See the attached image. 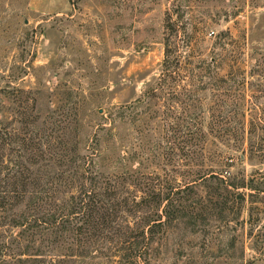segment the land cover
Returning <instances> with one entry per match:
<instances>
[{
  "label": "rangeland",
  "instance_id": "374dc122",
  "mask_svg": "<svg viewBox=\"0 0 264 264\" xmlns=\"http://www.w3.org/2000/svg\"><path fill=\"white\" fill-rule=\"evenodd\" d=\"M167 51L171 61L179 56L182 66L175 83L161 80ZM220 57L217 74L223 83L212 81L208 67ZM201 61L203 69L195 72L202 80L187 77V63L197 67ZM186 90L197 99L188 113ZM123 106L132 107L130 117L114 124L116 130L103 124ZM53 112L69 121L64 140L71 146L78 142L80 156L97 155L89 159L104 175L132 173L152 159L153 145L175 144L164 136L177 117L196 114L200 122L201 116L197 128L207 140L199 168L244 186L239 192L245 200L237 214H225L228 221L211 222L217 228H210V236L200 228L194 234L170 228L156 258L159 246L149 241V264H264V0H0V121L6 130L26 126L39 138L50 128ZM101 125L105 130L99 132ZM211 130L225 134L215 138ZM128 134L132 143L114 151V141ZM96 135L99 147L92 142ZM120 149L133 157L130 163L118 161ZM190 169L161 159L147 172L181 180ZM24 190L46 191L42 184ZM225 197L221 192L215 201ZM214 212L213 220L219 219V210ZM249 219L252 226L240 225ZM43 237L50 243L57 239ZM66 241L64 247L40 246L43 258L76 255L74 242ZM99 250L95 257H66L61 264H114L113 251Z\"/></svg>",
  "mask_w": 264,
  "mask_h": 264
},
{
  "label": "trees",
  "instance_id": "16d2710c",
  "mask_svg": "<svg viewBox=\"0 0 264 264\" xmlns=\"http://www.w3.org/2000/svg\"><path fill=\"white\" fill-rule=\"evenodd\" d=\"M178 57L171 61L170 51L166 52L161 80L169 79L175 83L179 78L177 71L182 66ZM223 62L221 57L210 60L208 67L213 69L210 75L212 81L220 78L217 70ZM199 63L202 65L197 67H192V62L187 63V77L202 80V75L195 72V69H203V62ZM171 66H175L176 70L170 71ZM220 82L223 83V78H220ZM185 93H189L185 97L190 103H183V112L188 113L197 99L196 94L187 90ZM171 94L174 98L175 94ZM131 110L129 106L114 109L107 123L103 124H110L112 130H116L114 124L128 119ZM55 115L56 112H53L47 118L50 128H46L44 136L39 138H32L26 126L22 130H6L7 127L0 121V264H61L66 257H95L103 246L108 252L113 251L114 264H149V241L156 240L159 246L154 251L156 258L170 228L188 229L193 234L200 228L210 236V228L216 227L211 222L228 221L225 214H237L239 205L245 200V195L239 192L244 186L228 182L222 173L211 168H199L202 167L201 159L207 140L203 130L197 128L201 124V116L200 122L196 114L177 117L174 127L167 129L168 135L164 136L165 141L172 137L175 144L153 145L149 148V151H154L152 159L140 162L132 173L126 170L121 174L104 175L95 170L94 160L89 159L97 155L80 156L76 152L78 142L71 146L64 140L69 121L65 117L63 120L54 118ZM102 125L98 127L99 132L105 130ZM223 134L219 130L210 131L215 138ZM43 138L44 144L41 143ZM112 138H116V135L113 134ZM96 139L97 135L92 142L99 147ZM118 139L119 142L114 141V151L121 147L120 143H132L129 134ZM12 140L17 141L13 147L9 143ZM126 145L122 144V148ZM121 149L123 154H120L118 161L130 163L133 157L128 159L127 152ZM216 155L220 160L225 158L220 153ZM47 156L54 162L48 161ZM161 159L180 167L191 165L192 169L186 171L184 177L188 175V179H173L169 175L147 172L149 167L159 165ZM224 173L228 174L226 171ZM128 183L133 185L132 191L127 188ZM41 184L46 191L37 195L26 194L24 189ZM221 192L226 197L220 203L215 201V197ZM216 209L220 218L213 220ZM229 222L239 225L234 220ZM247 224L252 226V220L240 225ZM46 234H54L57 239L50 243L43 237ZM67 239L74 242L70 246L76 247V255L63 254L60 261H46L43 258L40 246L60 244L64 247ZM207 247L210 248L209 243ZM233 247L234 244L228 248ZM29 251L32 254H27ZM244 251L243 243V254Z\"/></svg>",
  "mask_w": 264,
  "mask_h": 264
}]
</instances>
